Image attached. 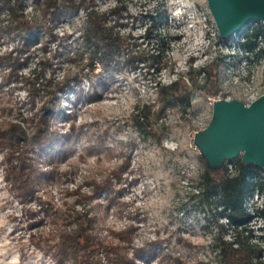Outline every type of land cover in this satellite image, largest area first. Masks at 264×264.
Here are the masks:
<instances>
[{"label":"rangeland","instance_id":"rangeland-1","mask_svg":"<svg viewBox=\"0 0 264 264\" xmlns=\"http://www.w3.org/2000/svg\"><path fill=\"white\" fill-rule=\"evenodd\" d=\"M94 3L98 11L124 6L123 18L119 19L122 25L118 29L130 32L137 41L142 40L146 27L155 24L151 27L147 46L156 49L152 34L163 37L165 59L167 64H173V71L164 67L150 73L143 64L140 69L121 67L110 73H98V65L93 72L84 69L81 84H73L59 94L61 113L57 114L54 125L59 133L71 132V139L62 151L65 157L59 160V168L48 179H42L37 194L50 203L49 213L65 211L74 198L67 191L76 187L88 191L90 186L84 182L86 178H101L109 169L120 166L128 154L129 165L122 173L121 182L117 183L114 177L111 179L115 188L120 189L112 193V205L105 208L102 193L97 199L100 205L94 207L99 217L100 234L116 242L109 228L122 230L129 224L136 227L131 244L126 248L130 258L128 264H172L174 258L191 264H219L213 251L218 233L216 222L223 225L224 240L230 241L235 232L225 225L224 219L215 220L212 205L201 202L197 195L203 162L195 147L194 135L205 128L212 117L215 107L209 98L222 96L244 103L261 92L263 63L245 58L231 47V43L229 47L218 38L206 0H94ZM22 4L23 14L31 18L35 13L34 0H22ZM160 10L166 11V20L157 23ZM6 14L5 9L0 18ZM83 17L84 10L79 9L77 14L56 21L54 31L64 37L49 41L45 53L41 49L40 35L37 36L30 49L32 56L20 67L22 74H27L44 54L55 50L61 51L58 58H53L55 76L61 78L67 69L77 70L76 64L67 58L79 44ZM17 39L1 36L0 53L14 47ZM233 50L236 56L223 58ZM217 57L222 58L218 66V91L207 93L194 89L187 112L178 108L166 110L160 119L165 126L160 143L152 137L139 135L131 116L138 103L155 101L154 81L168 84L189 66L197 68ZM49 71L46 67V75ZM26 100L23 88L0 89V102L5 105L21 106L20 110L25 112ZM37 100L40 99L37 97ZM2 118L18 121L14 113ZM202 151L210 162L215 161L211 149L202 148ZM2 156L0 152V264H59L32 245L31 234L46 231L51 224L43 221L38 226L28 225L32 214L36 213L35 218H38L44 210L39 209L34 199L20 203L15 198L4 178ZM38 166L44 170L49 168L41 160ZM259 225L257 218L247 223L252 243L261 242ZM103 255L99 252L101 261L106 263Z\"/></svg>","mask_w":264,"mask_h":264},{"label":"trees","instance_id":"trees-1","mask_svg":"<svg viewBox=\"0 0 264 264\" xmlns=\"http://www.w3.org/2000/svg\"><path fill=\"white\" fill-rule=\"evenodd\" d=\"M34 6L35 13L27 18L23 14L22 0H0V13L7 10L6 16L0 18V37L6 35L18 38L14 47L0 53V89H25V104L28 105L24 112L20 110L21 106L0 102V152L3 155L4 178L20 203L34 199L39 209L44 210L41 217L35 218L36 213L32 214L34 220L29 221V226L41 225L43 221L51 224L48 230L40 231L37 235L31 234L30 240L36 249L52 256L59 264H128L130 258L126 248L131 244L136 227L129 224L122 230L109 228L111 237L117 239L113 242L100 234L99 217L94 211V207L100 205L97 199L102 193L105 196V208L112 205V193L120 189L115 188L111 179L114 177L117 183L121 182L122 173L129 165L128 154L120 166L109 169L101 178H86L84 182L90 186L88 191H82L80 187L67 191L74 198L65 211L49 213L50 203L41 199L37 192L42 179H48L59 168V160L65 157L62 151L71 139V132L59 133L54 125L57 114L61 113L59 94L73 84L80 85L81 72L84 69L93 72L96 65L98 73H110L121 67L140 69L142 64L147 71L151 70L150 73H156L164 67L173 71V64H167L164 55L166 42L158 34H152L155 36L156 49L147 46L151 38V27L155 24L145 28L141 41H137L130 32H121L118 26L122 25L119 19L123 18L124 6L116 5L107 11H98L94 0H34ZM79 9L84 10L83 24L79 30L80 40L73 55L67 58L76 64L77 70L72 72L67 69L61 78L55 76L53 58L61 55L60 50H55L44 54L27 74H22L20 67L26 65L32 56L30 49L37 36L40 35L41 49L45 53L49 41L64 37L54 31L55 22L66 15L77 14ZM157 15V23L166 20L165 10H160ZM4 20L7 22L3 23ZM259 37L264 40V23L259 21H251L243 26L236 37L223 39L218 35L224 44L230 47L231 43L236 52L255 61L264 60V48L255 50ZM236 52L233 50L223 58L234 57ZM221 61L222 58L217 57L197 68L189 66L186 72L178 73L168 84L154 81L157 90L155 101L138 103L136 112L131 116L139 135L152 137L160 143L165 131L160 119L166 110L178 108L187 112L191 107L194 89L216 93ZM46 67L50 70L48 75ZM12 113L18 121L2 118ZM199 157L203 162V170L198 177L197 195H200L201 202L212 205L215 220L225 219V225L231 226L235 232L230 241L224 240L223 225L216 222L218 233L214 238L213 251L217 262L264 264V247L250 241L247 223L252 215L244 208L245 198L255 188L264 190V170L242 160L240 154L219 163L209 162L202 153ZM39 160L49 168H40ZM228 164L232 166L231 171L227 168ZM259 214L264 216V208ZM99 252L104 253L106 263L101 261ZM172 264L191 263L174 258Z\"/></svg>","mask_w":264,"mask_h":264},{"label":"water","instance_id":"water-1","mask_svg":"<svg viewBox=\"0 0 264 264\" xmlns=\"http://www.w3.org/2000/svg\"><path fill=\"white\" fill-rule=\"evenodd\" d=\"M206 2L218 35L223 39L251 21L264 23V0ZM213 106L215 109L209 123L194 135L199 153L203 154L202 148L211 149L215 156L213 163L240 154L242 160L264 170V93L249 104L236 99H219L213 102ZM217 122V128L212 132Z\"/></svg>","mask_w":264,"mask_h":264},{"label":"built area","instance_id":"built-area-1","mask_svg":"<svg viewBox=\"0 0 264 264\" xmlns=\"http://www.w3.org/2000/svg\"><path fill=\"white\" fill-rule=\"evenodd\" d=\"M236 34H237V32L232 34V36H230V37H236ZM230 37H228V38H230ZM260 48H264V40H262L261 37L258 38V44H257L255 50L257 51ZM256 62L264 63V60L262 59V60H258ZM262 67H263V65H262ZM262 78H261L262 83L260 86L261 92L257 96L250 98L248 101L244 102V104H249L252 100H254L255 98H257L258 96H260L261 94L264 93V77H262ZM209 99H210V103L213 104L214 101L219 100V99L229 100V97L217 96V97H211ZM227 168L229 171H231L232 170L231 164H228ZM244 208L250 215H252L251 219L257 218L259 220V223H261V225H259V230L261 231V233L259 235L261 242L259 244L264 247V216L259 214V211L264 208V190H259V189L255 188L251 192V194L245 198ZM221 219H223V218H221ZM262 260L264 261V257H262Z\"/></svg>","mask_w":264,"mask_h":264}]
</instances>
